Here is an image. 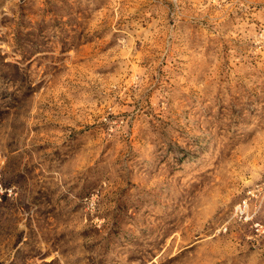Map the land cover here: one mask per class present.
<instances>
[{
	"label": "rangeland",
	"instance_id": "rangeland-1",
	"mask_svg": "<svg viewBox=\"0 0 264 264\" xmlns=\"http://www.w3.org/2000/svg\"><path fill=\"white\" fill-rule=\"evenodd\" d=\"M0 264H264V0H0Z\"/></svg>",
	"mask_w": 264,
	"mask_h": 264
},
{
	"label": "built area",
	"instance_id": "built-area-1",
	"mask_svg": "<svg viewBox=\"0 0 264 264\" xmlns=\"http://www.w3.org/2000/svg\"><path fill=\"white\" fill-rule=\"evenodd\" d=\"M11 191L4 189L3 186L0 184V199L5 195H9Z\"/></svg>",
	"mask_w": 264,
	"mask_h": 264
}]
</instances>
